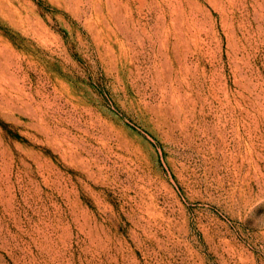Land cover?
I'll return each mask as SVG.
<instances>
[{
    "label": "rangeland",
    "instance_id": "rangeland-1",
    "mask_svg": "<svg viewBox=\"0 0 264 264\" xmlns=\"http://www.w3.org/2000/svg\"><path fill=\"white\" fill-rule=\"evenodd\" d=\"M0 264H264V0H0Z\"/></svg>",
    "mask_w": 264,
    "mask_h": 264
}]
</instances>
